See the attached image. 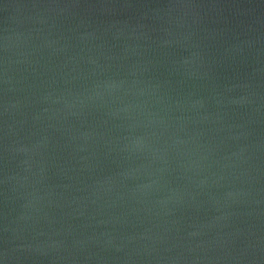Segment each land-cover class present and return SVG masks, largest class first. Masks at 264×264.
<instances>
[{
	"label": "water",
	"instance_id": "water-1",
	"mask_svg": "<svg viewBox=\"0 0 264 264\" xmlns=\"http://www.w3.org/2000/svg\"><path fill=\"white\" fill-rule=\"evenodd\" d=\"M0 264H264V0H0Z\"/></svg>",
	"mask_w": 264,
	"mask_h": 264
}]
</instances>
